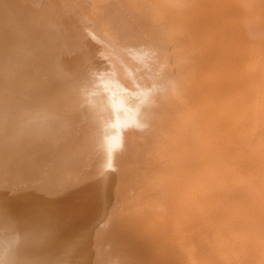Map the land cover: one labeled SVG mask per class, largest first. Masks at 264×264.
I'll use <instances>...</instances> for the list:
<instances>
[{
	"label": "bare ground",
	"instance_id": "obj_1",
	"mask_svg": "<svg viewBox=\"0 0 264 264\" xmlns=\"http://www.w3.org/2000/svg\"><path fill=\"white\" fill-rule=\"evenodd\" d=\"M0 264H264V0H0Z\"/></svg>",
	"mask_w": 264,
	"mask_h": 264
}]
</instances>
